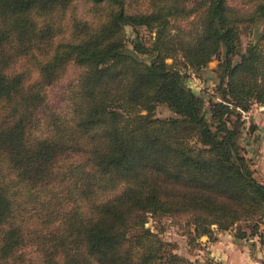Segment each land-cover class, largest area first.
Masks as SVG:
<instances>
[{"label":"trees","instance_id":"trees-1","mask_svg":"<svg viewBox=\"0 0 264 264\" xmlns=\"http://www.w3.org/2000/svg\"><path fill=\"white\" fill-rule=\"evenodd\" d=\"M76 1L0 0V264H176L144 226L164 214L197 246L211 225L260 240L264 181L237 136L264 108V0ZM69 63L57 111L44 90Z\"/></svg>","mask_w":264,"mask_h":264},{"label":"rangeland","instance_id":"rangeland-1","mask_svg":"<svg viewBox=\"0 0 264 264\" xmlns=\"http://www.w3.org/2000/svg\"><path fill=\"white\" fill-rule=\"evenodd\" d=\"M227 3L231 6H239L238 0H227ZM89 6L84 4L82 1H76L75 2V12L78 16L83 17H89L90 14L87 13ZM128 37L131 34V32L128 30ZM139 34L142 36L144 40L148 39V33L142 30L140 28ZM248 39H251V35H247V33L243 32L241 34V44L242 47L247 42ZM127 48H130L129 45H127ZM165 62L169 63L170 59H165ZM219 67L216 59L211 60L208 64L206 69L203 71L204 74H211L210 71L213 72L215 75L214 70H216ZM78 68L73 66L71 63L67 64L64 68V73L62 77L55 82L54 84L47 86L44 90L45 94V103L46 105L52 107L53 109H56L57 111H63L65 108V102H64V92L66 88L71 84L73 79L75 78L76 74L78 73ZM186 83H188L189 86L193 88V90L200 94L203 100H206L210 95L215 94L213 91V80L207 79V80H201L199 78H196L193 76L192 73L188 74V78L186 79ZM217 98V97H216ZM216 100V99H214ZM247 111L246 121H241V125H239L240 131L237 136V144L242 151V153L245 155L246 158L249 159L251 169H253V172L255 173L254 163L255 159L258 156L257 153V140H259V134L257 132V118H264V108L262 106H259L257 104H250L248 108L245 110ZM42 113V110L37 111V116H40ZM153 116L155 118H169L174 117V115L167 109L165 105H156L153 112ZM242 119V118H241ZM254 127L252 130L251 128ZM247 128V129H246ZM254 130V131H253ZM247 131H252V134L247 135ZM248 222L240 221L237 223L238 227H241L244 231L248 232L247 228ZM145 227L150 228L152 232L157 233L162 241L166 244L161 246V251L171 250L172 253L178 255L181 258V261H179L176 264H187L188 259L185 258L186 254H192V252H195V250L201 247L197 246L194 242H188L187 234L191 232L192 226L185 224V218L182 217H173L170 214H164L159 217H153L148 216L147 221L144 224ZM261 226V225H260ZM263 226V225H262ZM260 227V229L262 228ZM211 229L213 230V237L210 240H214L215 232H220L222 234H228L230 236H234L235 230H236V224L233 226V228L229 231L227 230H216L215 225H211ZM201 237V236H200ZM199 237V238H200ZM233 239H235L233 237ZM249 239H252V242H248ZM237 242L239 244H245L248 242L249 248L255 250L258 249V251L261 254V245L260 240L256 236L249 237L248 238H236ZM254 240V241H253ZM202 252H204L203 248L200 249ZM262 257V255H261ZM264 260L261 259V264H263Z\"/></svg>","mask_w":264,"mask_h":264},{"label":"crops","instance_id":"crops-1","mask_svg":"<svg viewBox=\"0 0 264 264\" xmlns=\"http://www.w3.org/2000/svg\"><path fill=\"white\" fill-rule=\"evenodd\" d=\"M257 125L259 140L256 145L258 156L253 166L254 176L257 180L264 181V118H257ZM214 235V240H209L206 236L198 239L201 247H197L192 254L185 255L187 264H261L262 257L258 249L248 246L252 239L245 244H239L228 234L215 232ZM202 248L204 252L200 250Z\"/></svg>","mask_w":264,"mask_h":264},{"label":"built area","instance_id":"built-area-1","mask_svg":"<svg viewBox=\"0 0 264 264\" xmlns=\"http://www.w3.org/2000/svg\"><path fill=\"white\" fill-rule=\"evenodd\" d=\"M239 112L241 113V118H242V121H244L245 120V123L244 124H246L247 123V121H246V116L245 115H247L248 113H247V111H241V110H239ZM244 119V120H243ZM247 129V128H246ZM260 245H261V255H262V258H263V260H264V232H263V234H262V236H261V238H260ZM263 264H264V262H263Z\"/></svg>","mask_w":264,"mask_h":264}]
</instances>
